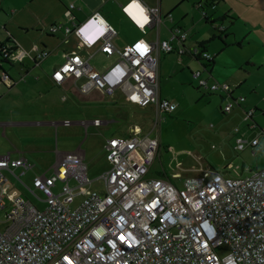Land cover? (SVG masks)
<instances>
[{
	"label": "built area",
	"instance_id": "1",
	"mask_svg": "<svg viewBox=\"0 0 264 264\" xmlns=\"http://www.w3.org/2000/svg\"><path fill=\"white\" fill-rule=\"evenodd\" d=\"M73 8L71 4L66 11L71 19ZM121 11L142 34L156 30L157 38L150 42L141 37L118 49L113 43L117 29L99 12L81 22L73 21L71 26L54 24L50 33L75 34L79 47H97L116 60L99 71L88 57L74 51L54 69L52 78L61 84L69 76L75 80L85 77L77 86L84 93L98 89L113 97L116 90H123L139 106L153 108L154 132L163 114L177 107L160 96L159 55L190 53L207 62L216 55L202 46L188 50V36L181 27L170 29V39H161L160 7L128 0ZM219 30L225 31L221 26ZM12 48L1 44V59H7ZM47 54L43 51L40 56ZM192 75L200 88L227 96L226 113L245 100L234 97L233 86L210 84L201 70ZM0 82L13 84L6 71L1 72ZM244 113L247 120L254 121L255 110ZM93 123L99 126L102 121ZM249 128L255 129L256 124ZM236 144L237 149L256 147L258 139L238 136ZM159 148L160 139L141 135L137 126L129 136H113L105 144L110 167L97 178L90 177L81 148L63 154L52 174L36 176L33 186H26L45 204L43 209L22 196L7 208L6 173L20 169V179L33 166L24 157L0 156V226H4L0 227V264H264V168L238 178L207 169L186 177L178 188L172 181L148 176ZM177 177L182 176L178 173ZM59 182L62 187L56 192ZM97 183L100 190L93 188ZM79 196L82 201L72 208Z\"/></svg>",
	"mask_w": 264,
	"mask_h": 264
},
{
	"label": "rangeland",
	"instance_id": "2",
	"mask_svg": "<svg viewBox=\"0 0 264 264\" xmlns=\"http://www.w3.org/2000/svg\"><path fill=\"white\" fill-rule=\"evenodd\" d=\"M161 2L163 12L171 11L169 18L172 19H162L161 37L170 39L168 29L178 26L187 33L185 46L189 44L190 47H186L194 49L205 45L211 54L219 53L211 67L210 82L224 87L233 86L235 97L245 98L242 106L236 104L231 112H224V105L229 101L227 96L222 99L219 91L200 89L197 80L193 78L192 72L197 70L203 71V78L209 76L202 62H197L189 54H183L182 60H179L176 53L162 55L160 58L159 89L161 98L174 102L177 107L171 113L163 114L154 132V110L139 106L121 90L113 97L73 103L64 101L60 96V105L56 106L57 100L54 98V107L37 99V105L46 108L45 116L3 115L0 118V122L4 123L58 122L0 125V156L10 154L12 159L24 157L33 166L20 179L17 178L21 174L20 169H15V174L6 173L4 195L7 208L12 205L13 199L22 196L43 209L45 204L32 196L26 186L32 187L36 176L52 174L58 157L75 152L78 148L85 151V163L90 177L99 176L110 167L108 153L104 148L107 139L129 136L127 132L131 125H139L143 136L160 139L159 152L148 176L172 181L178 188L183 186L186 177L202 174L207 169L219 171L225 177L238 178L264 168V0H227L239 10V16L228 12L223 16L224 9L213 4L216 0ZM197 3L203 5L200 10L196 8ZM217 7L220 9L215 10ZM203 11H206V16ZM111 13L120 39L131 38L133 31L126 25L127 19L123 14L117 11ZM205 18L214 19V22H208ZM220 26L225 29L224 33L219 30ZM247 61L255 63V66L249 65ZM0 94H3L2 90ZM4 96L0 95V111L8 113L10 109L19 111L25 107L15 106L18 101L15 94L11 95L12 99L3 100ZM32 103L30 106L36 108ZM246 110H255L254 121L246 119ZM94 120L107 123L99 126L84 124ZM65 122L69 123L63 124ZM250 124H256V128L251 130ZM238 136L248 140L257 138L258 145L237 149ZM178 173L183 178H175ZM61 187L62 182H59L55 191L59 192ZM93 188L100 190L101 184L97 183ZM38 196L43 198L40 193ZM82 199L83 196L77 197L71 207L75 208ZM4 214L3 210L2 218Z\"/></svg>",
	"mask_w": 264,
	"mask_h": 264
},
{
	"label": "crops",
	"instance_id": "3",
	"mask_svg": "<svg viewBox=\"0 0 264 264\" xmlns=\"http://www.w3.org/2000/svg\"><path fill=\"white\" fill-rule=\"evenodd\" d=\"M127 1L128 0H0V45L8 44L7 42H13L9 44L13 47V50L11 51L7 60L0 65V74L2 71H6L9 74L10 78L12 79L13 84L9 86L6 83L0 82V90L3 91V94L0 95L2 96L5 95L3 99L5 100V99H12L11 95L15 94L14 97H16V100H18L17 103H15V106L18 108L21 105H25V107H21L19 111L18 109H14V110L10 109L8 113L4 111H0V118L3 115L12 116V117H20V116L30 117L34 115L40 117L45 116L47 113L45 111L46 108L43 106L39 107V105H37V99H41L47 102L46 104H48L49 107H54V103H53L54 98H56L57 100L56 106H58L60 105L59 102L60 96H62V99L64 101H68V102L71 101L72 103L73 101H81V100L86 101V100H93L95 98H102V97L109 98L108 95H106L105 93H103L98 89H92L87 93L82 92L77 86H81L84 83V81L86 80L85 77L75 80L73 76H69L66 77L61 84H57L54 82L52 78V73L54 69L60 66L66 60L67 56L74 51L80 53L82 56L88 57L91 66L99 71H103L107 69V67L110 66L116 60V56H107L99 52L97 50V47H91V48L84 46L79 47L78 46L79 41L75 34H69L68 36H66L64 31L50 33L49 28L54 24L71 26L73 21L81 22L95 12L101 13V15L116 28L111 17L112 16L111 11L112 12L117 11L119 13H122L121 6ZM142 1L148 7L151 8L160 7L163 20L165 18L169 19L167 18V16L168 14H170L171 11H168L166 13L163 12V5L161 0H142ZM237 1L243 2V0H237ZM71 4H74V8L72 9V14L74 16L73 19H71L66 15V11ZM198 4L199 3L196 4V8ZM213 4L217 6H221L220 8L224 9L225 15L223 16H226V12H228V14H238L239 16L238 13L239 10H236L235 6L232 7L233 5H230L229 2H227V0L225 1L216 0V2H214ZM220 8L217 7L215 10H218ZM230 19L232 21L235 20L233 18ZM205 20L211 23L214 22V19L207 18ZM126 23L128 28H130L133 31V36L129 39H120L118 33L113 39V43L118 49L124 48L126 45L134 42L135 40L141 37L146 38L150 42H153L157 38L156 30L154 29H150L148 33L144 35L128 19ZM170 29L168 30L170 31ZM159 36L161 39H164L161 37V33H159ZM186 46L190 47L189 44L188 45L186 44ZM199 47L204 48L208 51L205 45H200ZM188 49H192V48H188ZM43 51H47L48 54L46 56H40V54ZM186 54H189L197 62H202L204 66V70H206L209 74V76H207L206 79L210 84H212L213 82L212 83L210 82L211 80L210 78H212L211 67L214 65L215 59L217 58L219 53L215 54L216 57L212 62H207V61L204 62V60H201L198 57H194L190 53H186ZM162 55H166V54L161 53L159 55V66H160V58ZM177 55L179 60H182L181 58L182 55L179 54ZM12 56H14L13 59H11ZM248 64L251 66H255V63L253 64L248 63ZM4 66L6 67L4 68ZM118 90H116V92ZM203 90H207V89H203ZM220 96L222 97V99H226L224 94H221ZM32 101H33L32 104L35 105L36 108L30 106ZM241 106L242 104L239 105L238 107ZM34 113H38V114H34ZM38 123L58 124V122L52 123V122H39V121L37 122L25 121V123L0 122V125H5V124L27 125V124H38ZM75 123L83 124V122L82 123L75 122ZM104 123L107 122L102 121V124ZM84 124L95 125L93 121L85 122ZM135 126L141 129L139 125H135ZM135 126L132 125L130 126L129 128L130 131L127 132L128 133L127 135L132 133V130L134 129ZM84 157H85V151H84ZM102 173H100L99 175H101Z\"/></svg>",
	"mask_w": 264,
	"mask_h": 264
},
{
	"label": "trees",
	"instance_id": "4",
	"mask_svg": "<svg viewBox=\"0 0 264 264\" xmlns=\"http://www.w3.org/2000/svg\"><path fill=\"white\" fill-rule=\"evenodd\" d=\"M183 1H186V0H181V2H183ZM205 19H207V18H205ZM221 32L224 33L225 31H221ZM7 43L10 44V43H13V42H7ZM11 50H13V48ZM210 62H212V61H210Z\"/></svg>",
	"mask_w": 264,
	"mask_h": 264
},
{
	"label": "flooded vegetation",
	"instance_id": "5",
	"mask_svg": "<svg viewBox=\"0 0 264 264\" xmlns=\"http://www.w3.org/2000/svg\"><path fill=\"white\" fill-rule=\"evenodd\" d=\"M1 56V55H0ZM7 59H5V60H3V59H1V57H0V61H1V63H4V61H6Z\"/></svg>",
	"mask_w": 264,
	"mask_h": 264
},
{
	"label": "clouds",
	"instance_id": "6",
	"mask_svg": "<svg viewBox=\"0 0 264 264\" xmlns=\"http://www.w3.org/2000/svg\"><path fill=\"white\" fill-rule=\"evenodd\" d=\"M94 42H95V41H94ZM94 42H93V43H94Z\"/></svg>",
	"mask_w": 264,
	"mask_h": 264
}]
</instances>
